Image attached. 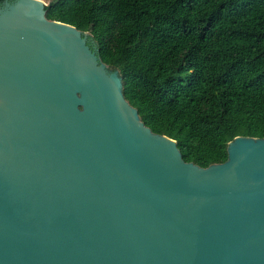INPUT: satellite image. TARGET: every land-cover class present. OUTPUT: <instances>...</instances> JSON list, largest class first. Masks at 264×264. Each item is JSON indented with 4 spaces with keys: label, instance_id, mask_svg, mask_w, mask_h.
I'll use <instances>...</instances> for the list:
<instances>
[{
    "label": "water",
    "instance_id": "water-1",
    "mask_svg": "<svg viewBox=\"0 0 264 264\" xmlns=\"http://www.w3.org/2000/svg\"><path fill=\"white\" fill-rule=\"evenodd\" d=\"M46 6L0 4V264H264V138L185 162Z\"/></svg>",
    "mask_w": 264,
    "mask_h": 264
},
{
    "label": "trees",
    "instance_id": "trees-1",
    "mask_svg": "<svg viewBox=\"0 0 264 264\" xmlns=\"http://www.w3.org/2000/svg\"><path fill=\"white\" fill-rule=\"evenodd\" d=\"M46 16L92 35L185 162L222 164L236 137L264 138V0H51Z\"/></svg>",
    "mask_w": 264,
    "mask_h": 264
},
{
    "label": "rangeland",
    "instance_id": "rangeland-1",
    "mask_svg": "<svg viewBox=\"0 0 264 264\" xmlns=\"http://www.w3.org/2000/svg\"><path fill=\"white\" fill-rule=\"evenodd\" d=\"M44 1L46 4H48L51 0H42Z\"/></svg>",
    "mask_w": 264,
    "mask_h": 264
}]
</instances>
